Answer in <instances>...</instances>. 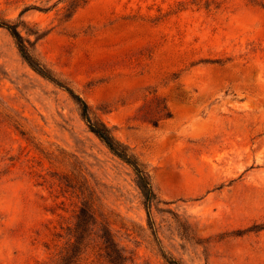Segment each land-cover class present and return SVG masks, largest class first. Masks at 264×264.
<instances>
[{
  "label": "rangeland",
  "instance_id": "1",
  "mask_svg": "<svg viewBox=\"0 0 264 264\" xmlns=\"http://www.w3.org/2000/svg\"><path fill=\"white\" fill-rule=\"evenodd\" d=\"M0 21L156 197L147 220L130 168L0 28V264H53L81 198L125 264H264V0H0Z\"/></svg>",
  "mask_w": 264,
  "mask_h": 264
},
{
  "label": "trees",
  "instance_id": "2",
  "mask_svg": "<svg viewBox=\"0 0 264 264\" xmlns=\"http://www.w3.org/2000/svg\"><path fill=\"white\" fill-rule=\"evenodd\" d=\"M21 24V23H20ZM18 24H11L0 21V28L4 29L13 40L16 51L27 67L39 77L56 85L64 90L72 102L76 105L81 120L86 129L91 133L105 149L119 161L130 168L134 176V184L139 191L143 202L147 220L148 208L156 199L144 168L139 165L127 149L114 140L110 130L101 122L90 118L86 104L69 89L60 85L56 79L48 73L37 60L29 53V42L23 39L17 31ZM81 205L75 216L72 231L69 233L68 242L54 256L53 264H125V257L120 253L109 231H104L100 226V231H87L88 227L96 226V217L88 202L81 198ZM161 254V253H160ZM166 264H180L172 259H166L161 254Z\"/></svg>",
  "mask_w": 264,
  "mask_h": 264
}]
</instances>
